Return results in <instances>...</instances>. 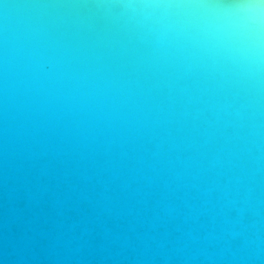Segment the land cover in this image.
Instances as JSON below:
<instances>
[{"label": "water", "instance_id": "95a60500", "mask_svg": "<svg viewBox=\"0 0 264 264\" xmlns=\"http://www.w3.org/2000/svg\"><path fill=\"white\" fill-rule=\"evenodd\" d=\"M0 264H264V0H0Z\"/></svg>", "mask_w": 264, "mask_h": 264}]
</instances>
